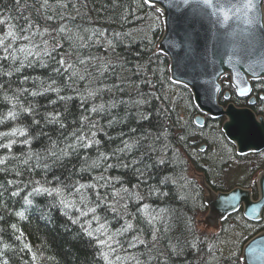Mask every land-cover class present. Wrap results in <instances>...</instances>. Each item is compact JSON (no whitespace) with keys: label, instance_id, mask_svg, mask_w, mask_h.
<instances>
[{"label":"trees","instance_id":"1","mask_svg":"<svg viewBox=\"0 0 264 264\" xmlns=\"http://www.w3.org/2000/svg\"><path fill=\"white\" fill-rule=\"evenodd\" d=\"M59 2L65 7L45 9L41 7L43 0H0V20L5 21L0 24V36L9 25H15L17 32L27 35L21 29L29 22L33 31L47 29L43 36H35L36 48L27 60H23L20 53L16 54L18 59L14 63L0 60V119L13 109L15 103L5 96L19 100L16 104L19 115L15 120H3L0 132L26 129L24 136L16 137L18 142L10 152L0 148V157H9L5 165H0L7 169L0 172V264L5 261L7 264H105L99 255L100 245L84 231L93 213L81 216V210L78 211L81 208L80 193L75 189L80 184L95 185V188L81 191L87 196L88 204L101 203L96 212L102 218L100 223L107 221L112 232L121 228L125 220L134 225L123 236L116 237L120 249L113 254V259L117 254H131L141 264H241L237 257H240L244 239L251 236V229L244 224L246 220L239 222L234 218L236 214H232L221 223L217 232H205L196 227L195 217L205 211V206L203 198L197 199L195 189H199V185L191 176L189 165L201 170L205 178L214 177L221 168L217 162H222L214 156L219 147L216 142L228 151L229 147L220 131V121L207 118L202 128L195 127L191 116L196 109L190 93L183 87L186 96H182L178 86L170 84L167 61L155 45L162 28L156 9L143 0ZM48 3L56 5L57 0H48ZM57 10L62 11L57 13ZM48 16L54 18L49 20ZM108 20L113 25L109 28L111 32L103 25ZM45 40L48 56L43 54L45 45L42 41ZM17 43L13 46L18 48L28 42ZM64 47L68 50L63 51ZM106 51L110 52L109 62L102 58ZM37 52L39 56L35 55ZM61 59L65 65L59 64ZM68 64L72 69L66 71ZM13 68H20V71L14 72ZM57 68L59 72L55 71ZM9 71H12L11 76L6 74ZM38 79L46 80L44 87L54 80L53 87H58L59 93L44 92ZM145 85L152 91L146 92ZM33 91L43 93L33 96ZM256 99L259 100L257 95ZM114 101L123 104L114 108ZM171 103L176 104L179 111L171 107ZM21 105L31 107L32 111L21 112ZM101 105L102 111H92ZM168 107L175 110L174 117L179 125L190 131H179L175 135L163 131L162 110ZM49 113H59V122H50ZM82 117H88L87 121ZM91 124H95L91 131H96L99 144L69 150L70 155L60 159L49 155L51 151L59 155L60 149L75 143L72 134L80 135L78 129L89 135L88 125ZM193 133L200 134L194 141L204 142L203 151H198L196 146V153H193L188 146L181 145L179 150L186 156V161L175 146L168 151L174 137L189 140ZM7 139L0 138V143H7ZM24 139L30 143L19 142ZM210 140L216 144L214 150ZM126 142L132 144L131 151H119ZM29 152L39 154L40 167L36 166L35 158L27 165L21 163ZM100 153L106 154L108 159L100 160L98 166L92 167ZM159 156L165 159L161 161ZM205 165L213 171L204 172ZM97 177L104 179L97 180ZM9 180L19 183L10 185ZM35 181L46 188H62L64 194L29 195L37 186L30 182ZM18 189L19 194L13 196L12 192ZM121 189H128V193ZM25 197L32 203H25ZM61 199L73 201L75 206L65 207L60 203ZM153 202L165 204L167 209L157 211ZM108 205L115 206L117 211L113 212ZM144 205H148L147 215L142 211ZM18 212H23L24 216H18ZM149 217L156 219L149 223ZM230 223L239 225L242 233H226L231 228ZM255 227L262 230L264 224ZM134 236L158 241L147 244L142 252L138 244L135 248L128 247L129 239ZM25 244L29 248H25ZM151 247L154 248L152 251ZM124 264L135 262L125 261Z\"/></svg>","mask_w":264,"mask_h":264},{"label":"water","instance_id":"2","mask_svg":"<svg viewBox=\"0 0 264 264\" xmlns=\"http://www.w3.org/2000/svg\"><path fill=\"white\" fill-rule=\"evenodd\" d=\"M218 2L212 6L205 5L203 0H156L155 4L160 9V20L162 26L161 41L157 46L158 51L172 57L169 69L170 80L182 84L191 90L193 102L200 112L209 114L212 117L224 116V122L221 130L230 142L236 147L238 154H244L249 151L247 143L253 146V151L264 148V118L263 116H254L246 110V107H236L228 103L226 109L221 110L218 105V96L220 85L214 89L209 86L210 81L203 77V80L196 79V72L193 76L184 75V79H192L196 83L189 86L185 80H178L177 74L180 73V63L184 66L193 65L198 67L204 61L203 57L212 58L215 65L218 61L222 64L226 63L223 68V74L231 78V84L235 91H239L241 95H248L251 90V81L257 79L264 80V39H257L253 35L248 38L239 39L237 42L241 44L239 47L232 41L231 52L222 53L214 51V44L218 45L217 37L213 35L216 32H210L211 37L206 39V34H200L192 29L188 21V13L201 10L205 23L211 24V19L218 21L219 13L216 5H222L226 9H230L231 19L226 23L227 26H239L241 28L249 27L250 30L256 31L261 28L262 37H264V15L259 14L255 9L248 10L244 8L245 0H217ZM264 2V0H254V3ZM239 9V11H237ZM247 12L248 18L255 17L253 24L244 22V13ZM233 20V21H232ZM214 23V22H213ZM217 29V28H216ZM221 31H219L220 33ZM242 36L241 29L237 30ZM218 33V34H219ZM208 37V36H207ZM162 46V47H161ZM162 51V52H163ZM200 71V70H199ZM233 75L235 76L233 78ZM254 97L250 96L248 104H253ZM233 112H239L240 119L237 124ZM222 115V116H221ZM203 117L197 115L195 122L198 126H202ZM237 124V126H236ZM235 129H232L233 126ZM204 179H201V185L204 187ZM207 194L204 197V204L207 207V213L201 220L205 230L209 228L218 229L219 221L234 213L237 209L242 208V213L246 219L256 221L259 219L262 205H264V197L254 204L249 200V194L240 189H232L227 193H214L209 187H205ZM243 194V195H242ZM200 225V223H197ZM241 264H264V230L251 237L242 247L240 254Z\"/></svg>","mask_w":264,"mask_h":264},{"label":"bare ground","instance_id":"3","mask_svg":"<svg viewBox=\"0 0 264 264\" xmlns=\"http://www.w3.org/2000/svg\"><path fill=\"white\" fill-rule=\"evenodd\" d=\"M217 2H218L217 0H213V5ZM255 5H256V8H254L255 11L261 15L262 14L264 15V2L256 3ZM151 7H154L157 11L158 7L156 5L151 6ZM61 11L62 10H57V13H60ZM55 13H56V10H54V12L52 11L53 15ZM158 14H159V18H160V13L158 12ZM201 14H203L201 10L193 11V14L188 13L187 16H189L188 21L190 23L188 25H190L192 29L196 30L200 34L208 33L206 35V39L211 37L212 34H209L210 32H214V33L216 32V34L213 35V37L216 36L218 38L217 42L219 44L218 45L214 44V51H216L218 53H222L219 51L220 49L222 51L227 52V53L228 52L233 53V51L231 50L232 49V47H231L232 41L235 42V45L237 44L240 47L241 44L238 43L237 41L239 39H242L244 41V38L247 39L248 35H250V34L257 37V39H264V37H262L263 35H262L261 28L256 29V31L254 32V31L250 30L249 27L241 28L239 26H232V24H229V26H227L226 23L222 22L223 21L222 15H219L218 21H216L212 18L210 21L211 24L205 23ZM160 22H161V20H160ZM103 25L106 27V29H109L111 26H113L112 22L110 20H108L107 22H103ZM239 29H241L243 36L239 32H237V30H239ZM109 31L111 32L110 29H109ZM219 31H221V32L219 33ZM161 34H162V31L160 33V36L155 39V41L157 40L155 42L156 50H157L158 44L161 41V38H160ZM66 37L69 38V36H66ZM7 42H11V41L9 40ZM68 43L71 45H74L73 41L68 40ZM17 44L18 43L16 42L14 44V46H16ZM237 45H236V47H237ZM67 50H68V48L64 47L63 51H67ZM162 51H158V52L167 61L168 76H169L168 80H169L170 84L178 86V90L181 92L182 96H184V95L186 96V94L184 92H182V88L183 87L186 88L187 90L186 89L185 90L188 92V94L190 93L191 99L193 102L191 90L188 87H185L182 84H178V83H175V82L170 80L169 69H170L171 65H173L172 62H170L172 57L168 56L165 53V51H163V52ZM109 56H110L109 51L102 53V58L105 60L104 62L111 61V60H109V58H110ZM203 58H204V61H202L200 63H203L204 65L200 64L198 67H194L196 64H198V62L196 64L189 65V66H187V65L184 66L183 63H180V70L181 71H180V73L177 74L176 79L185 80L184 82H186L189 86L192 87L195 85L196 82L192 79H189V78L186 80L183 77H184V75L193 76L194 75L193 70L198 69V71L196 72V79L203 80V77L207 78L210 81L209 86L213 87L214 89H216L218 87V84L220 85V91H219V96H218L217 102H218V105L221 106V110L226 109L229 100H232L235 105H240V104H238L237 101L238 100L240 101L241 98H244L248 103V99L250 96L254 97V101L256 100V95H257V97L264 96V80L263 79H257L256 81H251L250 82V85H251L250 93L247 96L241 95L240 92L235 91L234 87L232 86L231 78L228 75H224L222 73L224 70L223 68L226 66V63L222 64L220 61H218L219 66H217L213 63L212 58L209 59L207 56L203 57ZM144 61L146 62V60H144ZM143 64L141 65L142 67H143ZM234 77L235 76L233 75V78ZM38 82L41 84L40 85L41 87L42 86L44 87L46 80L43 81L41 79H38ZM256 82H257L258 86H255ZM225 84H226V86H223ZM258 89H262V91H260ZM145 90H146V92H151L152 88H150L148 85H145ZM42 93L43 92H41V94ZM117 96H119V95H117ZM235 100H237V101H235ZM120 104H123V102L122 101H119V102L114 101L113 107L117 108ZM170 105H171V107H173V108L177 109V111H179L176 104L171 103ZM193 105H194L196 111L191 116V120H194L197 115L203 117V119L204 118H219V117H212L209 114L204 113V112H200L197 109L194 102H193ZM248 105L249 106H246V110L249 113L253 114L254 116L260 115V116H263V118H264V112L258 111L257 109L253 108L252 104H248ZM260 108L264 109V104H260ZM174 112H175V110L170 108V107L164 108L162 110V114H164V120H165V122L163 123V127H162L163 131L171 132L174 135L176 133H178L179 131H190L189 129L185 128L184 126L179 125L177 119L174 117ZM232 115L236 118L235 119L236 122L239 121L240 119L243 120V117H239V112H233ZM180 118L183 122L185 121V119L181 115H180ZM223 122H224V120L221 121V123H223ZM237 124H238V122H237ZM237 124H236V126H237ZM236 126L234 125L232 127V129H235ZM198 138H200V134H198V133H193L189 140H186L183 137H181V138L174 137L173 143H171V145L169 146L170 149L168 151L170 152L171 148L173 146H175L174 148L179 151L180 156L186 161V156L183 155L182 150H179V149H181L182 146L184 148H186V146H188L189 149L191 151H193V153H196L194 150V147H196L199 144L204 143V142L194 141V140H197ZM210 142H211L210 143L211 149H214L213 147H215L216 144L213 143L214 141H210ZM216 143L218 144L217 146H219V147L216 149V151H214V156L216 157V159L222 161V162H220L221 168L219 169V171H221L223 168H225V166L228 163L231 164V163L235 162L236 173L239 176L237 180L239 181V183L234 185V183H232V181H231L230 183H232L233 185L229 189H227V184L229 183V181L227 179H225V177L219 178L218 172H216L217 170L215 169L214 172H216V174H215L216 176L211 177L210 179L205 178L206 179V180H204L205 186L203 187L201 185V189H200V187H199V189H195V192L197 193V199L198 198L204 199L205 195L207 194V191L205 188L207 186L214 193H218V192L226 193V192L231 191L232 189H235V190L240 189V191L243 190L244 192L249 194V197H248L249 200H252L254 202V204L257 203L258 200H260L264 197V156H263V152L261 151V149H259L257 151H253L252 149H254V148L252 145H250L253 143H247L246 146H247V149H249V151L247 153H244V154H237L235 152L228 151V149L224 145H222L220 142H216ZM138 149H140V148L138 147ZM262 150H264V148ZM159 158L161 159V161L165 159L164 156H159ZM223 162H226V163H223ZM232 167H233V165H232ZM205 168L206 169H204V172H211V170L213 171V169L211 167H208L207 165H205ZM158 179L160 181L161 174L158 176ZM215 180H217V181H215ZM225 183H227V184L225 185ZM153 203L156 206L157 211H163L166 207L165 204H161L159 202H156V203L153 202ZM166 204H168V203L166 202ZM95 205H96V203H94V204L89 203L88 204V206H95ZM80 207L81 208H79V210L86 211L85 205L83 203H80ZM203 207H204V204H203ZM260 208H262V210L259 213V219L256 221H251L250 219H246L244 214L242 213V208L237 209L232 214H236V215H234V218L239 222H241V221L243 222L244 219H246L247 222H252L253 224L260 226V225L264 224V205H262ZM166 209H167V207H166ZM237 213H239V214H237ZM225 219L226 218L219 221V224H218L219 228H220V225L222 227L221 223ZM227 224H229V223H227ZM230 226H231L230 230H226V233H231V232L237 233V226L236 225L234 226L232 223H230ZM87 227H88V225H87ZM91 227L93 229L96 228L97 222L92 220ZM259 231H260V227H256L254 230L252 228L251 229V235L254 236ZM252 236H250L249 238L246 237L244 239L243 244L246 242V240H249ZM131 240H132V238L129 239V242ZM143 241H144L143 244H138V248H141L142 252H144L146 250L147 244L154 243L155 241H158V240L153 241L151 239H144ZM155 243H157V242H155ZM243 244H242V247H243ZM242 247H241V249H242ZM153 249L154 248L151 247L150 251H152Z\"/></svg>","mask_w":264,"mask_h":264},{"label":"snow or ice","instance_id":"4","mask_svg":"<svg viewBox=\"0 0 264 264\" xmlns=\"http://www.w3.org/2000/svg\"><path fill=\"white\" fill-rule=\"evenodd\" d=\"M143 2L145 4H148L149 6H154L156 0H143ZM203 3L205 5L212 6L213 0H203ZM41 7L45 9H53L55 7H65V5L61 4L59 0H57L56 5H50L48 3V0H43ZM216 8H217L218 13L222 15L223 17L222 22L227 23L231 19L230 9H226L224 6L219 5V4L216 5ZM244 8L248 10H252L256 8L254 0H245ZM157 11L159 12L160 9H157ZM237 11H239V9H237ZM244 16H245V20H244L245 23L247 24L254 23L255 17L251 19L248 18L247 12L244 13ZM53 18L54 16L47 17V19L49 20ZM4 22H5L4 20H0V24ZM21 31L24 33H28V34L21 35L20 32H17L15 30V25H9L8 30L2 36H0V50L3 51V55L0 56V60H11L14 63L18 59L16 55L17 53L22 54L23 60H27L28 56H31L34 54L33 50L36 48V45L33 43V40L35 36L37 35L43 36L47 32V29L40 31L37 28L35 31H33V25L29 22L24 28L21 29ZM61 31H63V29H61ZM9 40L11 42L6 43V41H9ZM17 41H27L28 43L17 48L13 46ZM42 43L45 45L43 54L45 56H48L49 55V51L47 47L48 42L45 40V41H42ZM35 55L39 56V53L37 52L35 53ZM23 60L21 61V67H23ZM59 64L65 65L64 59H61L59 61ZM71 69H72L71 64H68L65 68L66 71L71 70ZM12 71L19 72L20 68H13ZM12 71L7 72L6 74L11 76ZM55 71L59 72L60 69L57 68L55 69ZM73 75H75L74 72H73ZM25 79H28V78L25 77ZM55 83L56 82L53 80L52 83L49 84L47 87L42 86V90L44 92L52 91V92L59 93L60 89L58 87H53ZM18 91H27V90H18ZM40 94H41L40 92H36V91H33L31 93V95L33 96L40 95ZM58 98L59 99H70V97H58ZM5 99L10 100V102L15 101V103H13V109L10 110L6 116L0 119V123H3V120H7V119L15 120L16 117L19 115V112L16 111V104L19 103L18 97L9 98L8 96H5ZM102 110H103L102 105L94 107L92 109L93 112L102 111ZM20 111L21 112H31L32 108L31 107L25 108L23 107V105H21ZM48 116L51 118L50 122H59V116H60L59 113H56L55 115H53L52 113H49ZM81 119L84 121H87L88 117H82ZM61 127H63V124H61ZM88 128H89V133H90L89 135L83 134V129H78L77 131L81 132L80 135H77L76 133L72 134L75 138V141H76L75 143L68 144L65 146V148L60 149L59 155L57 154L56 151H51L49 155L52 157H55L56 159H60V157L62 156L70 155L69 150L75 151L78 147L90 148L94 144H99L100 143L99 140L96 139V131H91L92 128H95V124L88 125ZM25 132H26V129H22V128H13L9 132H0V138H8L7 143H0V148L8 149L10 152L12 146L18 142L16 137L24 136ZM19 142L27 145L30 143V140L24 139ZM131 149H132V144H129L126 142L124 144V147L119 149V151L121 152L125 150L131 151ZM33 158L37 160L36 166L40 167L41 165L39 161L41 157L39 156V154H34L31 152L27 154L26 158L22 160L21 163L27 165L29 160H32ZM8 159H9L8 156L0 157V165H5V162ZM107 159L108 157L106 154L100 153L98 159L96 161H93L91 166L92 167L98 166L100 160H107ZM132 163H135V161H133ZM47 166H48L47 164L43 165V167L45 168H47ZM109 167H111V165H109ZM6 170H7L6 168H0V172L6 171ZM17 175H19V172H17ZM96 179L101 180V179H104V177H97ZM7 183L11 185V184H18L19 182L15 180H9L7 181ZM30 183H34L37 186H34L32 188V191L29 193V195L39 194V193H47L48 195H52L53 193H55L57 196H63L64 194L63 189L59 187L50 189V188L43 187V185H41L39 181L30 182ZM86 188H95V185L94 184H89V185L80 184L79 187L75 189L77 193H80V203H83L86 208V211H80V215L87 216L88 213H93L92 219L87 221L88 227L84 228V231L88 237L94 238L96 240V243L100 245L101 251L99 255L102 256L103 260L105 261V264H124L125 261H134L135 264H141L139 259L136 256L131 255V254H126V255L117 254L115 255L113 259V254L118 253L120 249V242L119 240L116 239V237L123 236L124 233L132 230L134 225L132 224L131 221L125 220L121 228L117 229L115 232H112L107 226V221H105L104 223H100L102 218L99 215H96V212H97V208L101 207V203H97L95 206H88V198L81 191ZM19 191L20 190L18 189L17 191L12 192V195L13 196L18 195ZM121 191L128 193V189H121ZM97 195L99 196V194ZM116 195H118V193ZM129 196H131V193H129ZM137 198L139 199V197ZM25 203L31 204L32 201L29 200L27 197H25ZM60 203L63 204L65 207L75 206L73 201H69L66 199H61ZM108 207H111L113 212L117 211L116 207L113 205H108ZM142 211H144L145 214L147 215L148 205H144V208L142 209ZM16 214L21 217L24 216L23 212H18ZM155 219H156L155 217H149V223H152ZM92 220L97 221V227L94 229L91 227ZM75 222L76 221H74V223ZM12 227L15 228V225H12ZM153 238L155 239V236ZM143 243L144 241L141 240L138 236H134L132 240L129 242L128 247L135 248L137 244H143ZM113 245H115V247H113ZM5 247H7V245H5ZM24 247L29 248V245L25 244ZM237 259L239 260L240 257H237ZM5 264H7V261H5Z\"/></svg>","mask_w":264,"mask_h":264},{"label":"rangeland","instance_id":"5","mask_svg":"<svg viewBox=\"0 0 264 264\" xmlns=\"http://www.w3.org/2000/svg\"><path fill=\"white\" fill-rule=\"evenodd\" d=\"M244 5V4H243ZM240 102L241 103H238V104H240V105H235L233 102H228V103H230V104H233L234 106H236V107H246V106H249L248 105V103H247V101L244 99V98H241L240 99ZM252 105H255V102L252 104ZM253 107V106H252ZM257 107H259V105H257ZM254 108V107H253ZM261 109V108H260ZM259 111H261V112H264V109H262V110H259ZM222 118H224V116H222ZM222 120V119H221ZM212 140V139H211ZM210 140V141H211ZM218 141H221V139H220V137H218ZM214 150V149H213ZM260 156V155H259ZM263 156H264V153H263ZM219 165H220V163L219 162H217ZM223 163H226V162H223ZM232 165H233V167H232ZM187 166H188V164H187ZM189 170H190V174H191V176L193 177V178H195V180L197 181V183H198V185H199V187L201 188V184L199 183V178H200V176L197 174V173H200L199 171H198V169H196V168H194L193 166H191V165H189ZM219 171V170H218ZM217 171V172H218ZM218 177L220 178V177H225V179H227L228 181H229V183L227 184V183H225V185L227 184V189H229L233 184L232 183H234V185L235 184H238L239 183V181L237 180L238 179V174L236 173V164H235V162H233V163H231V164H227L226 166H225V168H223V170L221 171V173L220 174H218ZM206 178H208V177H206ZM208 179H210V178H208ZM215 181H217V180H215ZM232 181V183H230ZM228 191V190H227ZM227 193V192H226ZM206 215V213H204V214H199V215H197L196 217H195V222H196V220H197V223H200V225H196V227L197 228H199L201 231H205V232H207V231H217V230H215V229H207V230H205V228L202 226L203 224L201 223V220H203V217ZM244 220H246V219H244ZM245 224V226L250 230V229H252L253 228V230L256 228L255 227V225H253V223L252 222H247V220H246V222L244 223ZM233 229V228H232ZM262 230H260L259 232H261ZM200 232V231H199ZM258 232V233H259ZM237 233H239L238 235H240L241 233H242V229L240 228V226L238 225L237 226ZM252 236V235H251ZM250 237V236H249ZM248 237V238H249ZM253 237V236H252ZM247 238V239H248ZM225 240H227V241H232L230 238H225ZM225 240H220L221 241V243H223L224 245H229L227 242H225ZM248 240H246V242H247ZM245 242V243H246ZM244 243V244H245ZM243 244V245H244Z\"/></svg>","mask_w":264,"mask_h":264},{"label":"flooded vegetation","instance_id":"6","mask_svg":"<svg viewBox=\"0 0 264 264\" xmlns=\"http://www.w3.org/2000/svg\"><path fill=\"white\" fill-rule=\"evenodd\" d=\"M255 86H258L257 82L255 83ZM258 90H261L262 91V89H258ZM258 98H259V100L256 99L254 101L255 102V105H253V107L259 111V110H262V109H260V104H264V96L258 97ZM257 105H259V107H257ZM208 120H210V119H208ZM225 140H226V143H227L228 147L231 148L230 142L226 138H225Z\"/></svg>","mask_w":264,"mask_h":264}]
</instances>
